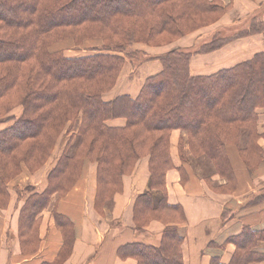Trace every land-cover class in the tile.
I'll list each match as a JSON object with an SVG mask.
<instances>
[{
    "label": "trees",
    "instance_id": "16d2710c",
    "mask_svg": "<svg viewBox=\"0 0 264 264\" xmlns=\"http://www.w3.org/2000/svg\"><path fill=\"white\" fill-rule=\"evenodd\" d=\"M113 1L0 0V101L7 99L17 84V87L21 85L18 81L24 77L20 78V64L32 60L37 66L43 64L40 57L42 51L39 53L38 49L41 50L45 35L52 30L96 23L108 28L112 34L111 37L99 34L106 40V54L99 53L78 60L55 59L48 66L49 82L41 104H54L52 111L59 105L56 103L60 100L59 96L68 100L63 101L65 105L58 120H53L55 116L50 115L41 144H50L56 140L58 129L63 127L61 122L64 113L75 114L76 117L82 112L80 132L83 148L80 150L79 146V151L72 158V165L69 158H66L59 169L51 174L50 186L45 193L35 195L27 201L21 215V236L24 243L30 241V244L35 240L38 216L50 205L55 193L58 192L61 197L65 193L66 196L74 187L70 183L78 173L82 154L89 158L95 155L92 160H97L99 164L96 197L99 210L122 189L123 177L134 170L135 163L144 155L150 158L152 189L165 193L166 172L173 167L169 155V134L173 130L187 132L191 152L196 156H208L218 174L231 185H235V174L227 148L239 145L243 130L247 132L245 147L240 148L241 158L251 172L264 163V151L257 143L260 135L256 114L257 108H264V52L216 74L193 76L189 70L190 54L175 50L159 58L163 64L162 71L147 80L136 99L125 95L114 102H105L103 93L106 86L114 84L113 81L126 60L121 54L126 53L131 44L141 41L150 44L154 36L164 34L174 40L181 38L186 30L178 25L180 17L191 19L194 14L200 17L212 16L222 10L217 3L208 0H125L118 5H113ZM109 8L112 11H108ZM159 12L161 22L155 27H149L148 18ZM125 19L129 20L124 21ZM208 19L211 17L197 20L193 28L201 27ZM138 21L144 26H138ZM146 28L148 35L136 38L135 34L142 33ZM257 32H264L262 23H253L251 31L244 34ZM225 43L227 42H223ZM218 47L217 44L210 50ZM36 76L35 73H30L27 77L29 86L22 99L29 111L38 104L35 101L43 96L37 90V85L35 87L38 79ZM105 78L109 81L108 85ZM91 80H94L92 82L95 85ZM22 85L26 86L23 82ZM8 103L4 102L6 106ZM116 118L127 120L125 128L108 126V121ZM38 120L35 127L33 122L26 121L23 122L24 125L21 122L11 130L0 133V196H4L7 191L8 176L5 172L16 160L14 153L18 149V143L42 134L39 132L41 123L38 125ZM25 126L33 136L23 130ZM141 132H160L163 136L151 143L148 140L150 137H145L144 134L141 136ZM88 137L91 139L88 140ZM36 150L43 156L42 145H29V152ZM60 172L64 174L61 176ZM68 183L69 187L66 186ZM148 206L154 215L163 211L178 212L181 221H185L181 209L170 206L166 197L157 207H153L149 195L143 196V204L135 216L137 221L151 215L150 211L145 210ZM53 216L64 235L63 257H66L72 247L74 230L64 216L54 210ZM27 230L32 234H28ZM262 240L264 233L245 228L232 241L237 252L230 264L254 262L257 257L255 248ZM181 242L176 229L169 228L160 249L134 245L129 254L141 264H182Z\"/></svg>",
    "mask_w": 264,
    "mask_h": 264
},
{
    "label": "crops",
    "instance_id": "0c3cea01",
    "mask_svg": "<svg viewBox=\"0 0 264 264\" xmlns=\"http://www.w3.org/2000/svg\"><path fill=\"white\" fill-rule=\"evenodd\" d=\"M238 4L241 13L244 12L242 9H247V17H251L255 11H261L259 22L264 26L261 2L235 0V8ZM250 17L238 39H232L219 50L194 57L191 74L211 75L214 71L234 67L264 52V32L244 34L254 22L255 17L251 21ZM187 42L178 44L172 51L191 48L192 44L186 47ZM165 54L167 51L153 56L159 59ZM140 71L148 78L149 75L158 74L161 67L155 61ZM129 83L120 81L115 91L107 96L127 93L137 97L139 86L134 88ZM124 122L119 119L109 124L121 126ZM260 131L263 132L261 127ZM185 138L184 131H175L171 136V158L175 170L166 174L168 204L178 206L185 221H181L178 212L168 213L176 217L171 222L166 217L168 214L164 218L148 219L144 216L138 221L135 219L137 210L143 204V196H153V207H157L164 197L162 191L151 188L147 157L140 159L133 172L123 177L122 189L103 206L104 210L96 206L98 183L96 168L91 166L64 198L57 201L54 196L50 205L41 212L36 224V238L32 243L23 241L20 221L18 224L19 211L11 209V216L6 219L0 216V264H141L129 254L130 248L139 245L160 249L169 228H175L182 239V264H230L237 252L232 241L245 228L264 233V163L257 172L251 174L237 151L230 148L237 187L232 195L219 194L195 173L184 172L183 175L179 171L181 160L178 145ZM260 144L264 147V140ZM40 184L37 187L40 188ZM39 188L36 191L41 192ZM53 210L64 216L74 230L72 247L66 257H63L64 235L57 227ZM145 210L150 211V206ZM150 213L153 214L152 211ZM166 213L163 211V215ZM255 253L257 257L250 264H264V240L258 242Z\"/></svg>",
    "mask_w": 264,
    "mask_h": 264
},
{
    "label": "rangeland",
    "instance_id": "374dc122",
    "mask_svg": "<svg viewBox=\"0 0 264 264\" xmlns=\"http://www.w3.org/2000/svg\"><path fill=\"white\" fill-rule=\"evenodd\" d=\"M104 1L106 0H103V2ZM124 1L125 0H114L112 4L118 5V4L124 3ZM208 1L217 3L219 7H222V10L217 14H213L212 16L203 15L202 17H200V15L198 16L197 14H194V15H191L193 16V18L191 19L190 18L185 19V18L180 17L181 19H179L178 25H180L181 29L186 30L185 35L182 36L181 38L174 40V39L169 38L170 37L169 35L164 34V35H161L160 37L154 36L151 41L152 43L150 44L145 41L135 42L131 44L130 47L127 49V52L121 54V56H123L126 59L125 63L119 70L120 73L117 75V78L114 79L113 81L114 84L113 85L111 84L110 86H106L105 93H103V100L105 102H114L117 100L118 97L125 96V95H128L133 99H136L140 95L147 80L151 77L158 75L163 69L162 61L160 59H157L153 55L158 52H163V51H167V54H169L173 52L172 50L178 44H180L181 41H184V40L189 41L185 44L186 47L192 44L191 48L187 50L185 49L181 50V51H185L186 53L190 54V61H189V70H190L191 61L194 57L204 55V53L212 52L217 49L218 50L221 49L226 44V43L223 44V42L225 41L228 43L232 39H238L242 33L241 31L248 24L246 23V21L250 16L247 17L245 14V11L247 9H242L244 12L241 13L240 10H238L240 9L239 4L235 8V0H208ZM249 1L261 2V5L263 6L262 8H264V0H249ZM128 4L131 5L129 2ZM110 8L108 9V11L110 10L112 11V9ZM260 14H261V11L253 12V14L250 17V21L252 20L253 17H255L254 22L261 23L259 22L261 18L258 16ZM209 17H211V19L206 20L205 24H202L201 27H198L196 29L193 28L194 23L197 20L206 19ZM127 20L129 19H125L124 21H127ZM161 20H162V17H161L160 12L158 14H154L153 17L148 18V21H149L148 26L155 27L161 22ZM139 21H138V26H144ZM131 22H136V21L131 20ZM253 23H251V28L253 26ZM249 31H251V29ZM99 34H103V35L108 34L110 35L109 37H111L112 35L108 28H105L96 23L86 24V25L74 27V28H60L57 30H52L50 33L45 35L41 50L38 49L39 53L40 51H42L43 53V54L41 53L40 55L42 59L41 61L43 64H41V66L40 65L37 66L35 62L32 60V61H27L25 63H22L18 66L20 73H21L20 78L24 77V79L18 81V83H21V85L17 87L18 86L17 84L14 90L9 94L7 99L0 101V133L11 130L12 128L16 127L18 123H21V122L25 123L26 121L33 122L32 125L33 127H35V125L37 124V119H39L38 125L41 123L40 124L41 128L39 132L41 131L42 134H40V136L34 139L31 138L33 140L29 139V140H26L25 142L18 143V149L14 153L16 160L13 162V164L8 166L7 171L5 172L6 176H8V179H7L8 184H7V191L5 195L0 196V200H1L0 201V214H1L0 216L2 219H6L7 216L10 215L11 209L12 210L15 209L16 211H19L18 224L20 221V225H21L22 210L25 207L27 201L30 200L35 195L45 193L50 186L51 174L56 172L59 169V166L62 165V163L64 162L66 158H69V163L70 165H72L73 164L72 158L76 155L77 151H79V146H80V150H82L83 148V146H81L82 136L80 132L82 128V117H83L82 112L77 114L76 117L74 116L75 114L70 115V114L64 113L63 119L61 122L63 127L58 129L59 133H58V136L56 137V140H53L50 144H41L43 143V135H45L44 129L47 128V124L50 121V115L55 116L53 120L55 119L58 120V115L61 114V111L63 110V107L65 105L63 101L68 100V99L66 97L64 98L63 96H59L58 99L60 100L56 102L59 105L55 107L52 111H51V107H53L54 104L52 106L50 105L46 106L41 103H43V97H45V89H47V83L49 82V75H50L49 72L50 71L48 70V66L52 65L55 59L56 60H60V59L78 60V59L87 58L89 56H93L99 53L106 54L107 51H105L104 49L106 40L103 36H100ZM146 35H148L147 28L142 33L138 32L135 34L136 38L138 37V39L145 37ZM168 39H171V41L167 42ZM217 44L219 45L218 48L214 50H210L212 46H215ZM155 61H158L159 66L161 67V71L158 74L156 75L153 74V76L149 75V77L146 78V75H142L141 73H139V71L145 65L149 63H155ZM46 68H47V71H46ZM221 70H225V69H221ZM219 71L218 70L214 71L215 73L213 74H216ZM30 73H35L37 76L39 74L38 77L36 76V78L38 79H37V83H35V87L37 85V90L41 91L43 94V96L39 97L35 101L38 104H35V107L32 111L28 110L27 105H25L24 101L22 100L29 86L27 77L30 76ZM190 73H191V70H190ZM193 76H197V75H193ZM122 80L124 84H127L130 82L129 85L131 87L135 88L137 85L139 86L140 92L137 97L136 96L134 97L127 93H124V94L120 93L118 94L119 96H117V94L114 93L112 95L107 96V94L113 93V91H115V87ZM92 81L94 80H91V82ZM22 82L26 84V86L22 85ZM105 83L106 85L109 84V81L106 78H105ZM92 84L95 85V82H92ZM53 86H54V89H57L55 85ZM6 101L9 102L8 106L4 104V102ZM43 105H44V108H42ZM256 112L258 116L257 130L260 135V138L257 143L264 151V147L261 146L260 144V142L264 140V108H257ZM119 119L125 121L123 125L111 126L109 124V122L111 123L112 121L119 120ZM24 123L22 125H24ZM107 124L108 126L113 127V128H125V126L127 125V120L125 118H116V119H112L108 121ZM260 127L263 132L260 131ZM23 130H25L30 136H33L31 131H29L26 126L23 128ZM33 131L35 132V129ZM175 131H182V130H173L169 134L170 158L172 156L171 155V136L173 135ZM246 132H247L246 130H243V133L241 132L242 136L239 140V145H230L227 148V154H228L229 159H230L229 151H231L230 148L232 147L233 149L237 151V154H239V156L241 157L240 148L243 149L245 147L244 138L246 136ZM147 133L148 132H141V136L142 134H144L145 137H150L148 140L151 143H153L155 139L156 140L160 139L163 136L162 133L160 132H153L149 134ZM185 133H186V138L182 140V142H180L178 145V151H179V156L181 160V165H179V168H180L179 171H181L183 175H184V172L185 173L193 172L196 175L200 176L201 179H204V181L208 183L210 187L219 191V194H223V195L231 194L232 195L237 187L236 181H235V185L234 184L231 185L227 182V179L221 177L218 174L217 169L213 165V162L208 156L194 155L191 152V149L188 143L189 136L187 132ZM89 137H88V140L91 139ZM31 144L32 145L34 144V146H37V147L42 145L43 150H44L43 156H40L39 151L37 150L35 152H29V145ZM94 156L95 155L89 158L82 154V159L78 166V173L76 174L75 178L71 180V183H70L71 186L77 185L79 181L85 176V173L89 170V167L91 166L92 167L94 166L96 168V176L98 179L99 164L97 160H92ZM146 157L149 159V171H150L149 156L144 155L143 157L139 158V160L146 158ZM139 160H137V162L135 163L134 168L137 165ZM171 161H172V158H171ZM231 167H232V164H231ZM173 170H175L174 164H173V167L166 172V174ZM248 170L251 174H254L255 172L259 170V168L254 172H251L249 168ZM60 174L62 176L64 172H60ZM150 176H151V172H150ZM252 178L254 177L252 176ZM150 181H151V188H152V176H151ZM220 181L222 182L224 181L226 183L221 184ZM39 182H41L42 184V185L40 184L41 186L40 188L42 189L41 192L36 191L39 188L37 187ZM166 184H167V180L165 178V193L163 192L162 193L164 194V197H166V200H167ZM66 186L69 187V183L66 184ZM64 195L65 193L63 194V196ZM63 196L61 197L58 192L55 193V197L57 198V201L64 198ZM149 196L151 198L153 197L151 194ZM103 210H104V207H103ZM167 214L168 213L163 215V212H161V213H158V215L153 214V215H148L147 217L148 219L150 217H153V218L163 217L164 218V216H166ZM166 217L169 222H171V220L176 219L175 216H171L169 214ZM13 219H14V216H13ZM26 232L28 234H32L30 230H27Z\"/></svg>",
    "mask_w": 264,
    "mask_h": 264
}]
</instances>
